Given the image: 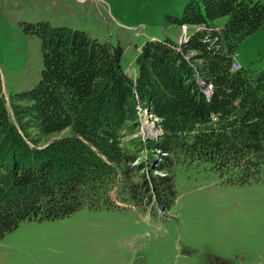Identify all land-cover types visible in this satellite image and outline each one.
I'll return each mask as SVG.
<instances>
[{"label": "trees", "instance_id": "16d2710c", "mask_svg": "<svg viewBox=\"0 0 264 264\" xmlns=\"http://www.w3.org/2000/svg\"><path fill=\"white\" fill-rule=\"evenodd\" d=\"M173 21L196 28L181 42L147 40L135 78L121 46L48 21L24 23L40 38L43 67L33 88L10 95L0 73V238L24 221L83 207L122 202L167 213L182 159L237 174L238 183L259 178L264 67L233 63L240 43L264 25V0H188ZM139 108L156 119L157 138L131 136Z\"/></svg>", "mask_w": 264, "mask_h": 264}, {"label": "rangeland", "instance_id": "374dc122", "mask_svg": "<svg viewBox=\"0 0 264 264\" xmlns=\"http://www.w3.org/2000/svg\"><path fill=\"white\" fill-rule=\"evenodd\" d=\"M187 2L0 0L5 93L29 90L41 76V41L24 23L48 21L121 46L122 66L135 78L136 57L147 40L181 42L196 28L173 21ZM237 53L243 66L264 67V25L240 43ZM139 110L141 126L131 136L157 138L156 119ZM236 179L237 174H222L208 163L182 159L175 164L178 198L167 213L149 204L119 202L124 207H83L60 219L24 221L0 238V264H264V171L246 183Z\"/></svg>", "mask_w": 264, "mask_h": 264}, {"label": "built area", "instance_id": "2783aa9c", "mask_svg": "<svg viewBox=\"0 0 264 264\" xmlns=\"http://www.w3.org/2000/svg\"><path fill=\"white\" fill-rule=\"evenodd\" d=\"M234 65H241V63H240L239 60H238V53H237V51H236L235 54H234V63H233V67H234Z\"/></svg>", "mask_w": 264, "mask_h": 264}, {"label": "bare ground", "instance_id": "6f19581e", "mask_svg": "<svg viewBox=\"0 0 264 264\" xmlns=\"http://www.w3.org/2000/svg\"><path fill=\"white\" fill-rule=\"evenodd\" d=\"M241 66L240 65H235V68H240Z\"/></svg>", "mask_w": 264, "mask_h": 264}]
</instances>
